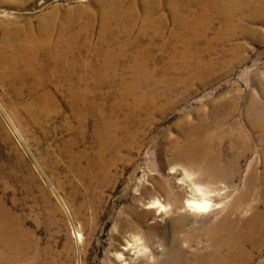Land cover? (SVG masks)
I'll list each match as a JSON object with an SVG mask.
<instances>
[{"label": "rangeland", "instance_id": "obj_1", "mask_svg": "<svg viewBox=\"0 0 264 264\" xmlns=\"http://www.w3.org/2000/svg\"><path fill=\"white\" fill-rule=\"evenodd\" d=\"M40 43L49 73L47 53L72 48L82 102L66 83L36 89L23 63L11 72L15 50ZM248 105L264 109V0H0V264H192L219 221L264 203ZM217 119L251 150L222 139L236 174L188 171L210 199L191 209L177 148Z\"/></svg>", "mask_w": 264, "mask_h": 264}, {"label": "bare ground", "instance_id": "obj_2", "mask_svg": "<svg viewBox=\"0 0 264 264\" xmlns=\"http://www.w3.org/2000/svg\"><path fill=\"white\" fill-rule=\"evenodd\" d=\"M46 46L47 43L30 44V46L15 50L13 53L14 56L9 59L11 72H18L17 65L23 63L25 71L33 75H38L37 81H35L36 83L34 84L36 89L43 88L46 84H51L54 88H60L63 83H66L70 91L72 90L71 92L73 95L71 93L70 95L75 98L76 102H82L79 97L80 94L78 93L77 86L85 81L90 82V79L85 75L75 77L80 66L77 64L76 59H70L72 48L69 47L65 50L60 48L58 51L47 53V59H50L53 63L49 73V71L47 72L45 70L46 67L44 68L42 66L41 61L38 60V58H40L39 53L41 49H45ZM70 48L71 50L69 51ZM173 53V55L179 54L177 51ZM180 54H182L181 56L183 57H187V52H182ZM91 94L89 90L83 91L81 95V97H84L83 101L86 97L91 96ZM41 100L48 103L53 101L51 95L46 91L42 94ZM245 112L250 127L253 130L260 131L261 141L264 143V109L257 105H248ZM230 114L231 113H228L227 115ZM221 123L222 120L219 119L214 120L210 125L205 121L202 126L196 127L194 132L189 134L179 148H177L181 161L186 163L184 164V169H182L183 171L179 170L182 173V177H178L177 181L178 184L188 189L189 199L187 203L188 207L191 209L201 211L209 208L210 199L208 196L209 191L201 188L198 181L189 182L188 178L190 174L188 171L193 169L197 170L198 173L202 175H207L213 171L218 172L219 169L224 168L225 165H231V170L236 174L238 171L239 157L237 158L236 156L225 163L223 154L220 150L222 148V141H228V147L231 150H233L237 141L242 142L245 152L251 150V140L241 127L225 131L220 127ZM208 176L211 177L210 175ZM143 187L144 186H142V188ZM172 203L175 206L181 205L176 199H173ZM149 206L150 208L160 206L161 211L164 208L157 199L150 201ZM252 211L253 214L247 221H239L236 218H230L228 216L219 221V223L215 225L213 231L206 237L209 246L208 252L206 254L194 256L191 259L192 264H254L257 255L264 252V203L261 209L257 210L254 208ZM4 239L5 246L9 244L12 245L11 240L9 241L8 238L5 237ZM122 254L123 253H118L117 259H124ZM257 264H264V260Z\"/></svg>", "mask_w": 264, "mask_h": 264}]
</instances>
